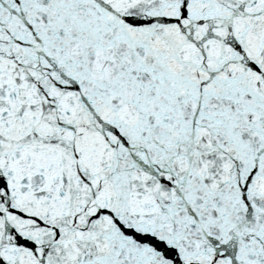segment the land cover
I'll return each mask as SVG.
<instances>
[{"label":"snow or ice","instance_id":"snow-or-ice-1","mask_svg":"<svg viewBox=\"0 0 264 264\" xmlns=\"http://www.w3.org/2000/svg\"><path fill=\"white\" fill-rule=\"evenodd\" d=\"M0 264H264V0H0Z\"/></svg>","mask_w":264,"mask_h":264}]
</instances>
